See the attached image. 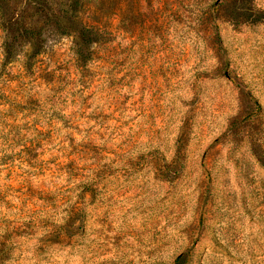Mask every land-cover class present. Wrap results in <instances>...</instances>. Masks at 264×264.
Instances as JSON below:
<instances>
[{
    "label": "rangeland",
    "instance_id": "1",
    "mask_svg": "<svg viewBox=\"0 0 264 264\" xmlns=\"http://www.w3.org/2000/svg\"><path fill=\"white\" fill-rule=\"evenodd\" d=\"M37 4L0 0V264H264V0Z\"/></svg>",
    "mask_w": 264,
    "mask_h": 264
},
{
    "label": "trees",
    "instance_id": "2",
    "mask_svg": "<svg viewBox=\"0 0 264 264\" xmlns=\"http://www.w3.org/2000/svg\"><path fill=\"white\" fill-rule=\"evenodd\" d=\"M76 7V4H74L73 8ZM49 7L46 6L45 0H38L37 4V11L36 14L42 16L43 21H49L50 17L55 18V24L57 23V15L53 14L49 11ZM100 27L96 26L95 24H89L86 25L85 23H82V28L80 29L79 33L80 35L86 40V43H93L94 41H97L98 38V32H100Z\"/></svg>",
    "mask_w": 264,
    "mask_h": 264
}]
</instances>
